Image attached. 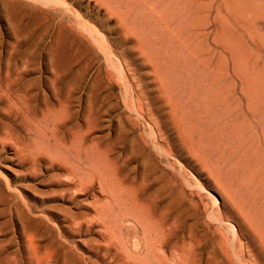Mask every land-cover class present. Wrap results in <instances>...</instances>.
I'll list each match as a JSON object with an SVG mask.
<instances>
[{"label": "rangeland", "instance_id": "obj_1", "mask_svg": "<svg viewBox=\"0 0 264 264\" xmlns=\"http://www.w3.org/2000/svg\"><path fill=\"white\" fill-rule=\"evenodd\" d=\"M36 1L0 0V264H264V0Z\"/></svg>", "mask_w": 264, "mask_h": 264}, {"label": "bare ground", "instance_id": "obj_2", "mask_svg": "<svg viewBox=\"0 0 264 264\" xmlns=\"http://www.w3.org/2000/svg\"><path fill=\"white\" fill-rule=\"evenodd\" d=\"M29 1H31V2H33V3H34V2H35V3L37 2L36 0H29ZM41 1H42V0H41ZM62 1H63V0H62ZM69 1H70V0H69ZM44 2H45V0H44ZM44 2H43V4H44ZM45 3H46V2H45ZM39 4H40V3H39ZM46 4L48 5V3H46ZM57 4H59V3H57ZM61 5H62V4H61ZM57 8H58V7H57ZM32 9H33V8H32ZM49 9H50V8H49ZM54 9H55V8H54ZM67 9H68V8H67ZM43 10H44V9H43ZM52 10H53V8H52ZM65 10H66V9H65ZM71 10H72V9H71ZM71 10L69 9L68 11L71 12ZM39 11H40V10H39ZM55 11H56V13H61V12H59L58 9H56ZM62 11H63V9H62ZM65 12H66V11H65ZM56 13H55V14H56ZM72 13H74V11H73ZM1 14H2V13H1ZM74 14H76V13H74ZM74 14H73V15H74ZM61 15H62V18H63L64 14L61 13L60 16H61ZM65 15H66V13H65ZM69 15H70V13H69ZM69 15H68V16H69ZM74 17H75V16H74ZM76 18H77V17H76ZM57 19H58V18H57ZM78 19H79V18H78ZM57 21H58V20H57ZM67 21H68V20H67ZM79 22H80V21H79ZM77 23H78V22H77ZM81 23H82V22H81ZM68 24H69V23H68ZM72 24H73V23H72ZM54 25H55V24H54ZM58 25H59V24H58ZM58 25H57V26H58ZM66 25H67V24H66ZM66 25H65V27H66ZM70 25H71V24H70ZM78 25H79V24H78ZM82 25H83V24H82ZM82 25H81V27H82ZM84 25H85V24H84ZM59 27H60V26H59ZM67 27H68V26H67ZM75 27H76V26H75ZM56 28H57V27H56ZM84 28H85V27H84ZM88 29H89V28H88ZM54 30H55V29H54ZM58 32H59V31H58ZM69 32H70V31H69ZM92 32H93V31H92ZM78 36H79V35H78ZM93 38H94V37H93ZM93 38H92V39H93ZM96 39H97V38H96ZM102 44H103V43H102ZM105 45H106V44H105ZM104 47H105V46H104ZM113 54H114V53H113ZM110 56H111V55H110ZM119 63H120V62H119Z\"/></svg>", "mask_w": 264, "mask_h": 264}]
</instances>
